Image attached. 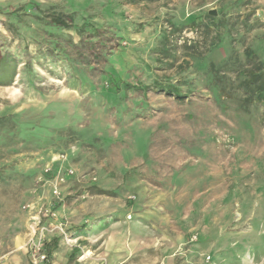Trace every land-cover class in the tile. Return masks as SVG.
<instances>
[{"label":"rangeland","instance_id":"obj_1","mask_svg":"<svg viewBox=\"0 0 264 264\" xmlns=\"http://www.w3.org/2000/svg\"><path fill=\"white\" fill-rule=\"evenodd\" d=\"M10 1L22 0H0V6ZM210 9H216L217 15H210ZM122 10L125 20L118 21L122 38L112 66L123 77L130 75L131 82L144 81L150 70L162 80L179 83L183 90L190 85L199 92L178 103L151 88L144 100L150 105L144 118L147 106L143 103L136 106L130 101L123 109L124 102L119 99L109 103L114 109L99 106L89 86H81L67 62L40 56L35 71L48 80L51 90L41 95L18 82L16 76L10 85H0V114L19 112L22 120L40 119L54 127L73 124L82 139L68 144L69 150L63 153L52 149L46 153L33 144L18 145L14 156L22 167L39 170L57 156H64L63 165L76 171V177L65 185L71 193L60 204L63 210L67 207L64 213L68 220H62L68 237L76 239L80 228L91 225L92 220L84 224L72 221L82 214L91 216L97 211L117 217L122 212L123 217L131 214V223H135L143 215L147 218L150 210L156 212L157 207L174 218L170 227L192 229L188 238L205 251L202 257L206 264H264V246L259 244L264 238V195L257 190L264 184V101L254 100L242 109L245 91L238 87L255 62L246 59V48L256 47L260 50L257 55L264 56V0H125ZM206 13L218 18L216 24L205 17ZM194 15H199L196 22H192ZM70 33L78 42L77 32ZM32 34L31 30L13 28L0 8V57L23 53L26 46L36 55ZM166 49L170 51L167 56ZM211 61L219 66L223 79L219 87L230 91L231 97L218 100L210 86ZM170 62L171 68L165 65ZM21 69L19 65L18 71ZM194 75L193 85L184 82L185 77ZM189 113L196 116L191 118ZM202 129L204 136L196 140L195 134ZM95 136L108 142L98 145V140L93 141ZM182 139H187L186 144ZM161 161L171 166L161 165ZM172 171L175 173L170 174ZM38 176L31 188L19 185L20 181L0 185V241L7 253L16 252L17 239L28 230L30 214L24 206L36 202L50 207L56 203L49 188L38 187ZM232 186H237L239 194L226 204ZM84 193L87 196L82 198ZM150 203L156 207L149 208ZM55 210L63 214L59 207ZM14 225L20 230L10 235L9 228ZM62 238L64 245L71 247L74 240ZM77 239L76 244L82 243L84 249L80 264L87 259L108 264L106 258L88 252L89 240ZM138 256L132 257V264H140L143 258Z\"/></svg>","mask_w":264,"mask_h":264},{"label":"trees","instance_id":"obj_2","mask_svg":"<svg viewBox=\"0 0 264 264\" xmlns=\"http://www.w3.org/2000/svg\"><path fill=\"white\" fill-rule=\"evenodd\" d=\"M124 1L59 0L57 3H49L39 0H22L15 3L11 1L2 3L0 6L2 13L7 15V19L13 28L31 30L33 33L31 35L32 40L37 45V52L34 55L29 46H26L23 53H5L2 55L0 57V85H10L18 76V82L27 85L41 95H45L51 90L50 87L47 88L48 80L35 71L38 57L44 56L67 62L71 66L74 76L79 79L81 86H89L92 95L96 96L97 104L99 106L108 105L106 109H114L110 108L109 103L119 99L124 102L121 104L123 109L131 105L130 101H133L136 106L143 103L147 107L146 113L142 117L146 118L150 105L144 100L151 88H154V92H158L159 95L169 97L178 103L189 100L190 97L199 92L189 85L190 83L191 85L194 84L193 81L197 79L195 75L185 77L184 82L189 86L183 90L179 83H174L171 79L162 80L153 75L150 70L147 72L144 81L131 82L130 75L123 77L119 70L112 66L114 59H116L114 51L119 46V39L122 38V28L118 21L125 20V12L122 10ZM154 1L158 0H128L131 3ZM198 16L194 15L192 22H196ZM205 17L214 24L218 19L208 13L205 14ZM32 24H35L34 29H32ZM206 26L211 27V24ZM71 30L76 31L79 35L78 42L73 39ZM212 44L215 46L214 42ZM261 48L264 52V45ZM257 50L259 49L251 46L246 48V59L252 63L257 61V63L255 65V62L253 63L251 69L246 71V75L238 84V87L245 91L240 104L242 109L254 100L264 101V56L260 58L256 53ZM165 54L166 56L170 54L169 49L165 50ZM194 56L199 62L198 52H195ZM198 64L200 65V63ZM19 65H22L20 72L18 71ZM165 65L169 67L172 66V63H165ZM203 66L205 67V64ZM203 66L201 65V67ZM218 67L214 61H211L208 65V77L210 86L213 87L218 100H221L222 96L231 97L232 94L230 91L219 87V83L223 79L217 70ZM241 76H243L242 73ZM235 89L239 90L237 87ZM136 93H139V97H135ZM220 94L221 96H219ZM188 116L192 118L196 114L189 113ZM22 119L23 117L19 112L6 111L0 114V185L3 186L14 181H20L19 185L24 188H31L35 177L43 172L44 167L39 170L21 166L13 154L19 152L18 145L26 147L33 144L35 147L45 150L46 153L51 149L54 153H63L69 150L68 144L82 139L80 131L73 124H62L54 127L43 124L40 119L34 121ZM203 136L202 129L197 135L195 134V139L198 140ZM93 141H97L98 145L108 142L98 136H95ZM186 142L187 139L181 140L182 144H186ZM84 144L96 147L90 143L84 142ZM112 144L113 142L109 145ZM159 163L171 166L167 161ZM175 171L170 174H174ZM257 190L258 193L264 195V184H260ZM237 194H239L237 186H232L226 194L224 202L228 204L233 201L232 199L238 197ZM58 205L56 204V206ZM244 207H246L245 203L243 204ZM19 230L16 225L13 228L11 226L9 234H16ZM259 244L264 246V238Z\"/></svg>","mask_w":264,"mask_h":264},{"label":"crops","instance_id":"obj_3","mask_svg":"<svg viewBox=\"0 0 264 264\" xmlns=\"http://www.w3.org/2000/svg\"><path fill=\"white\" fill-rule=\"evenodd\" d=\"M70 193L65 186V197ZM97 202L98 199L94 203ZM57 204H59L57 207L63 212L60 214L61 219L66 220L68 217L64 211L66 212L67 207L63 210L60 206L61 203ZM155 205L150 203L148 207L152 208ZM156 209V212L150 210V213L146 214L147 218L143 215L135 223H131L134 219L132 217L128 219L127 214L123 217L122 212L115 217L114 213L95 211L91 212V216L82 214L77 217L78 220H71L80 224L92 220L91 225L87 228H80L76 232V237L89 240L88 252L99 258H106L108 264H132V257L137 254L143 258L142 261L139 260L140 264H152L153 262L155 264H206L202 257L205 251L198 246L195 247L194 242L188 238L192 229L177 230L170 227V220L173 221L174 218L171 219L170 215L160 212L157 207ZM70 228L71 226H69ZM24 241L25 236L17 239L15 243L17 250L13 254L7 253L4 247L6 256L0 261V264H33L29 259L28 250L20 248ZM81 244L78 242V244L67 247L58 231L50 233L46 243L48 260L41 264H80L79 256L84 251ZM98 257L94 256L93 258ZM197 257H199L198 260ZM84 264L96 263L95 260L87 259Z\"/></svg>","mask_w":264,"mask_h":264},{"label":"built area","instance_id":"obj_4","mask_svg":"<svg viewBox=\"0 0 264 264\" xmlns=\"http://www.w3.org/2000/svg\"><path fill=\"white\" fill-rule=\"evenodd\" d=\"M64 156H57L56 159H52L50 164H46L43 168V172L37 177L36 183L40 188H49L52 197L56 200V203H61L65 194L63 187L68 182L69 178L76 177L77 173L71 166L63 165L66 159ZM87 195L84 193L81 195L85 198ZM47 206L39 205L35 203H28L24 206V209L30 214L29 226L25 235V241L23 243L24 249H27L30 258L34 264L45 263L48 260V254L46 252V243L48 235L54 231H58L63 235L71 245L77 243V239L68 237L66 223L61 219L57 213L56 205ZM129 219L131 214L127 216ZM48 218V221L45 219ZM6 252H4V244L0 241V261L4 259Z\"/></svg>","mask_w":264,"mask_h":264},{"label":"water","instance_id":"obj_5","mask_svg":"<svg viewBox=\"0 0 264 264\" xmlns=\"http://www.w3.org/2000/svg\"><path fill=\"white\" fill-rule=\"evenodd\" d=\"M208 13H209L210 15H212V16H216V15H217V10H216V9H210V10L208 11Z\"/></svg>","mask_w":264,"mask_h":264}]
</instances>
